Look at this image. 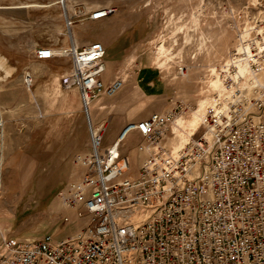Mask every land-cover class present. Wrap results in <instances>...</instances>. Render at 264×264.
Here are the masks:
<instances>
[{"label":"built area","instance_id":"built-area-1","mask_svg":"<svg viewBox=\"0 0 264 264\" xmlns=\"http://www.w3.org/2000/svg\"><path fill=\"white\" fill-rule=\"evenodd\" d=\"M59 1L70 32L74 17L100 20L116 11L111 5ZM69 37L68 47L38 48L35 55L72 58L63 81L79 88L90 145L75 156L80 174L57 198L89 219L63 239L3 236L0 264H264V82L257 61L264 60V47L251 51L247 43L241 47L245 57L236 51L223 64L222 86L186 142L170 126L186 110L175 102L166 112L128 122L104 146L109 119L93 122L89 104L115 94L123 80L105 83L102 42L78 49ZM24 81L30 86L32 75L27 72ZM3 128L0 116V133ZM169 129L177 138L172 145H167ZM132 133L140 136L136 150L144 154L134 176L130 158L120 153Z\"/></svg>","mask_w":264,"mask_h":264},{"label":"rangeland","instance_id":"rangeland-1","mask_svg":"<svg viewBox=\"0 0 264 264\" xmlns=\"http://www.w3.org/2000/svg\"><path fill=\"white\" fill-rule=\"evenodd\" d=\"M107 1L87 2L93 8ZM16 3L25 1L0 0V5ZM111 6L116 11L108 22L93 21L88 27L95 36L111 42L120 34L131 46L121 62H113V52L107 49L105 83L117 77L123 83L115 94L89 104L93 122L109 119L104 145L113 141L117 127L154 112H166L175 102L185 104V112L176 117L182 121L200 105L204 109L212 105L214 90L222 86L223 64L236 51L244 52L241 47L247 43L251 44V51L257 50L254 46L264 47V0H115ZM5 16L0 17L3 27L8 24ZM23 19L21 15L15 18L17 26L28 24ZM74 19L71 28L84 20ZM28 36L32 39V33ZM0 37L3 59L1 54L9 50L13 38L5 33ZM163 44L166 50H161ZM257 61L263 64L258 75L264 82V60ZM25 74L17 71L8 80L0 75V116L4 121L0 133V241L3 236L22 240L46 234L63 239L89 219L86 214L79 217L65 209L57 198L58 191L80 174L81 168L73 162L75 156L85 153L90 145L89 138L84 151L78 144L77 153L66 158L58 154L66 145L55 142L69 135L70 116L77 107L69 90L78 89V102L88 124L87 112L79 88L64 84L63 78L70 73L61 80L63 91L55 85L45 90L34 82L29 86L22 80ZM217 79L220 82L215 85L213 81ZM170 126L174 129L175 123ZM170 130L167 145L177 140ZM135 134L120 147V153L130 158L132 176L137 174L140 161L136 150L140 136L134 137ZM65 215L70 219L65 220Z\"/></svg>","mask_w":264,"mask_h":264},{"label":"crops","instance_id":"crops-1","mask_svg":"<svg viewBox=\"0 0 264 264\" xmlns=\"http://www.w3.org/2000/svg\"><path fill=\"white\" fill-rule=\"evenodd\" d=\"M24 1L25 3L21 4L0 5V17L6 14L4 19L8 23L4 27L0 24V34L5 33L13 38V40L9 41L11 42V44L8 45L9 50L1 54L3 59L0 58V75L4 74L5 78L8 80L12 78L17 71H20L23 74L28 72L32 75L34 82L33 85L36 86L39 84L38 88L43 87L42 89L45 90L48 89L49 86L53 88V85H55V87L57 86L56 89L63 91L65 89L61 85V80L71 71L73 66L71 56L55 55L49 59H39L35 55V51L38 48L49 47L52 49H58L60 47L69 46L70 30L68 31L65 23L62 4L59 0ZM46 1H48V3ZM78 1L83 4L86 3L88 8L92 5H88V2L85 0ZM100 4L112 5L115 4V0H108L106 3L100 2ZM20 15L24 16L23 21L28 24H23L20 27L17 26L18 24L15 22V18ZM109 17L110 16L100 20L84 19L80 24H76L71 28V33L78 48L81 49L93 42L94 38H98L97 41L100 40L105 45L106 52L107 49L113 52V62H121V60L127 58V51L130 44H128L126 40L121 39L119 36L120 34L112 42L107 41L103 37L100 38L99 36H95L92 29L88 27L93 21L105 24L108 22ZM3 30L5 31L3 32ZM31 33L32 39L28 36ZM19 56H22L24 59H16ZM23 77L24 75H22V80L24 81ZM76 89L72 88L69 90L70 92H68L74 96L73 103L77 105L75 113H71L72 115L70 114V123L68 125L69 135L66 138H58V142H55L57 144L63 143L66 145L62 150H57L59 152L58 154L60 156L62 155V158H66L75 152L77 153V148H75L76 145L78 146V144H82L79 148L81 151H84L86 149L85 145L89 143L86 114H84L82 108L80 109L77 97L78 89ZM122 128L123 127L119 129V127H117L118 133ZM134 137H139V135L135 134ZM79 139H81V142ZM86 139L87 141H85ZM112 142L105 144L104 146H107ZM54 149L56 148L54 147ZM142 156H144V154H140L139 158Z\"/></svg>","mask_w":264,"mask_h":264},{"label":"bare ground","instance_id":"bare-ground-1","mask_svg":"<svg viewBox=\"0 0 264 264\" xmlns=\"http://www.w3.org/2000/svg\"><path fill=\"white\" fill-rule=\"evenodd\" d=\"M161 50H166L164 44L161 45ZM213 82L215 85H218L220 81L219 79H217ZM202 111H204L203 104L200 105L199 108L196 109V111L190 113L186 118H184L183 121L180 120L181 117L175 120L174 130L177 131V135L179 136V139L186 142L189 134L192 133L193 131L196 132V129L199 125V118H200L199 116Z\"/></svg>","mask_w":264,"mask_h":264}]
</instances>
